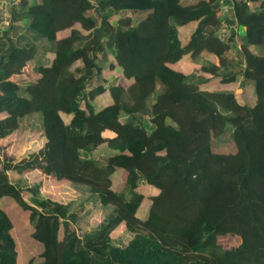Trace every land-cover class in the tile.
Wrapping results in <instances>:
<instances>
[{
  "label": "trees",
  "instance_id": "obj_1",
  "mask_svg": "<svg viewBox=\"0 0 264 264\" xmlns=\"http://www.w3.org/2000/svg\"><path fill=\"white\" fill-rule=\"evenodd\" d=\"M94 1L125 13L124 29L104 40L101 26L70 23L91 0H17L21 31L0 59V140L20 125L45 138L0 158V264H264V0L232 6L248 78L239 101L235 73H217L226 54L211 48L220 0ZM136 35H162L153 69L131 52ZM217 105L246 112L231 131L238 155L211 146L224 130ZM33 165L75 197L42 195L25 175Z\"/></svg>",
  "mask_w": 264,
  "mask_h": 264
},
{
  "label": "rangeland",
  "instance_id": "obj_2",
  "mask_svg": "<svg viewBox=\"0 0 264 264\" xmlns=\"http://www.w3.org/2000/svg\"><path fill=\"white\" fill-rule=\"evenodd\" d=\"M234 1L237 0H225L231 6H233ZM91 8L85 11L83 16H73L70 23L78 24L84 29H92L93 27L101 26L103 28V39L105 40L106 35L108 34L110 28H119L124 29L123 20L127 16L125 13L119 14H111L108 9H100L98 3L94 0H91ZM220 5V3H219ZM219 5H217V13L216 15L220 18L221 26L218 28L216 32L217 40L219 44L213 45L211 48L216 50L217 52L226 54L227 64L224 67V72H219L220 69L217 70V73H235L236 76V86L232 87L230 92L234 95L235 100L239 101L238 98L239 93L242 92L243 82L248 80L245 77L244 69L246 67L245 62V54L244 48L245 41L243 36L242 27L236 25L235 18L233 15V9H229L225 12L219 9ZM19 6L17 5L16 0H0V59L2 60L3 54H6V49L9 45L14 46V38L20 33V28L18 24L12 20L14 14L16 15ZM233 8V7H232ZM10 18V20H9ZM229 18H232V22L230 27L227 26L226 21ZM165 37V30L163 31ZM131 52L135 51L143 59L150 65L153 69L159 60V55L163 49V37L162 35H157L156 37L148 38L142 35H136L130 41ZM247 46V45H246ZM106 49V48H104ZM105 50L96 51V57H99L103 66L107 65V60L104 57L103 53ZM17 50L13 48L11 51L12 56L17 55ZM71 60L75 64H79V56L78 54H74ZM30 67L26 65L24 70L28 73V78H23L22 80H18L19 86L22 88L23 85L30 81L31 77L33 78V74L29 71ZM12 79H17V77H13ZM95 82V81H94ZM114 95H116V91H113ZM214 113L212 116L216 121L214 130L218 132L222 130L220 140L216 139L215 136L211 139V146L214 150L235 156L238 155L240 150V145L236 138L234 139L233 134V123H238L239 119L243 118L246 115V112L243 108L234 107L231 110L224 109L219 105L216 108H212ZM2 116V114H0ZM256 116V115H255ZM255 121L257 124H264V117L256 116ZM121 118L125 120V115H121ZM225 119V123L223 121ZM222 119V120H220ZM143 127L148 132L152 124L148 120L147 117L143 118ZM44 134L39 132H34L28 130V128L24 126H19L13 133L12 136L6 137L0 140V158L4 161H10L17 157L21 152L25 149L35 148L37 149L41 146L42 141L44 139ZM25 175L29 177L30 180H36L41 182V194L45 197H48L54 201H66L69 198H74L75 196L71 193L64 179L56 180L53 178L52 173H45L43 170L33 165L30 169L25 172ZM27 199L28 197H24ZM92 219V221H97L100 219V216L97 214ZM77 231V234H81V230L77 225H74ZM123 232V227L119 226L116 230L111 232V236L115 237L116 235Z\"/></svg>",
  "mask_w": 264,
  "mask_h": 264
},
{
  "label": "built area",
  "instance_id": "obj_3",
  "mask_svg": "<svg viewBox=\"0 0 264 264\" xmlns=\"http://www.w3.org/2000/svg\"><path fill=\"white\" fill-rule=\"evenodd\" d=\"M224 1L225 0H220L219 9L222 10L223 12H225L229 9H232V6L230 4H228L227 2H224ZM16 2H17V0H16Z\"/></svg>",
  "mask_w": 264,
  "mask_h": 264
},
{
  "label": "crops",
  "instance_id": "obj_4",
  "mask_svg": "<svg viewBox=\"0 0 264 264\" xmlns=\"http://www.w3.org/2000/svg\"><path fill=\"white\" fill-rule=\"evenodd\" d=\"M219 3H220V2H219ZM231 20H232V18H229L228 21H226V23L228 22V23H227V26L229 25L228 27L232 26V25H231V22H232ZM103 46H104V45H103ZM104 48H105V47H102V50H106V49H104ZM227 58H228V57H227ZM227 62H228V61H227ZM219 69H220L219 72H224V68H219Z\"/></svg>",
  "mask_w": 264,
  "mask_h": 264
}]
</instances>
